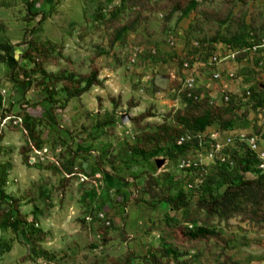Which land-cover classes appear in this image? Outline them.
I'll return each instance as SVG.
<instances>
[{"label":"rangeland","instance_id":"rangeland-1","mask_svg":"<svg viewBox=\"0 0 264 264\" xmlns=\"http://www.w3.org/2000/svg\"><path fill=\"white\" fill-rule=\"evenodd\" d=\"M197 3L186 17L176 12L167 20L164 0H0V56L12 47L11 54L20 57L25 47L19 45L34 31L55 46L45 63L48 74L88 76L96 68L104 82L68 102L59 83L53 106L40 85L41 73H29L32 87L25 91L27 85L12 83L8 63L0 59V173H7L5 190L20 200L27 224L37 218L44 232L41 248L54 256L38 255L27 238L28 225L15 224L0 230V264H113L128 258L132 264H264L263 159L256 156L259 162L248 173L226 168L234 186L222 207L211 209L227 186L219 175L225 166L208 156L214 135L240 158L253 152L248 141L257 136L256 151L264 157V111L258 106L264 97V0ZM101 5L105 19L95 16ZM115 7L120 10L112 24L108 11ZM206 14L217 19L207 20ZM123 26L130 28L110 48ZM100 50L107 54L97 56ZM214 51L228 59L218 65L222 78L213 80ZM187 60L202 62L196 72L202 91L225 110V122H232L227 129L215 122L197 132L203 136L201 151L180 150L179 139L175 144L168 138L191 134L179 121L186 115L179 90ZM223 96L234 97V103ZM19 107L34 115L41 149L30 143L24 127L3 118V110ZM143 114L150 117L138 121ZM138 145L146 155L132 151ZM248 181L255 184H243ZM168 201L179 209L167 207ZM100 215L111 222L106 234ZM203 225L223 240L183 241L171 232V226ZM168 248L177 250L179 260L166 255Z\"/></svg>","mask_w":264,"mask_h":264},{"label":"trees","instance_id":"trees-1","mask_svg":"<svg viewBox=\"0 0 264 264\" xmlns=\"http://www.w3.org/2000/svg\"><path fill=\"white\" fill-rule=\"evenodd\" d=\"M164 1H166V4L168 5L167 7L170 9L168 14L166 15L167 20H169L170 17L176 12H180L181 17H186L192 10H194L198 6L197 0H164ZM203 1L212 2L213 0H203ZM105 9L106 8H104V6L101 5L100 10L97 13L95 12V16L99 17L100 19H105L104 17L105 15L103 14V11ZM119 10L120 8L115 7L108 11L110 15L108 21L112 22V24L113 21H116V19H118L117 11ZM205 18L207 20L214 18L217 19L215 16L212 17L208 14H206ZM220 21L224 23L225 19L221 18ZM129 28H130L129 26H123L115 30V33L112 35L110 39V43H109L110 48H112L115 45V43H117V41L121 39V37L126 33V31ZM19 46L25 47L20 57L19 56L15 57L14 55L11 54L12 47H5V49L3 48L2 51H4V55L0 56V59L8 63L10 69V80L12 81V83L14 84L16 83L19 86L27 85V88L25 89V91H27L28 88L32 87V82L29 79V73L30 72L41 73L43 75V78L41 80L40 85H43L46 88L48 93L47 101L52 103L53 106L56 105L59 101V98L58 99L55 98L59 94V91L56 88V85L59 83L63 85L62 92L66 94V102L70 101L73 98H80L84 94L88 93L95 86L102 88L104 85V82L99 78V71L96 68L92 69L91 73L88 76H78L75 73L65 74V72L58 74H52V73L48 74L45 70V63L47 61L50 51H53L55 49V46L51 42H45L42 39L35 37L34 31H31L28 38L24 40L23 43H21ZM248 47L251 48V45ZM105 54H107L105 50H100L99 52H97L96 55L102 56ZM19 58L24 59L26 62L28 61L30 64H33V68L30 69L29 68L30 64L28 65L27 63H23L22 65L21 62L19 61ZM160 61H162L163 63L167 62L164 59L162 60L160 59ZM10 64H12V66ZM20 74L23 75L24 78L22 81L19 82L16 79L15 75H20ZM182 101L186 105V113H185L186 115H184L183 117H179V121L182 122L184 128L187 131L191 129V131L189 130L188 132H191V134L193 135H195L199 131H203L206 126L212 125L215 122H218L221 125L222 129H227L232 125L231 121L225 122V120L223 119L225 110H221V108H218V106L215 107L213 105L212 106L210 105L209 103L210 98L208 96L200 103L195 102L193 99H188L185 96L182 98ZM229 103L231 104L234 103V97H231ZM1 105L2 102L0 98V106ZM258 106L263 111L264 97L258 98ZM3 111H4V114H2L3 118L7 116L21 117L23 119L22 127H24L26 132L28 133L30 143H32V145L37 149L42 148L43 143L40 140V136L36 131V126L34 125V122H32L34 115L29 111L28 108L19 107L16 112L9 108ZM147 117L150 116L143 114L139 118H137V120L140 121ZM183 133L179 132L176 139H174L173 136H169L168 138L170 141L175 140L174 143L176 144V140L178 139L180 140ZM2 139H3V133L1 132L0 141H2ZM183 148L186 150H191L192 148H195V150L201 149L199 148L198 141L195 142L192 141L191 144L187 143L184 145H180L179 149L181 150ZM230 149H231L230 146L227 145V147L223 150V153L225 154V158H226L224 162H222L221 160H217L220 164H222V166H225V168H223L220 171L219 175L220 177H222L224 184H226L227 190L221 198H217L214 200L213 204L211 203L209 204L211 209H212V205H215L217 207L219 206L222 207V202L224 201L225 195L228 194V192L234 186V174L230 173L227 170L229 167L234 166V169L236 168L234 172L236 171V173L237 172L248 173L252 170V166L259 162L258 159L256 158L257 156L256 153L251 152L250 150H247L246 155L243 158H240L238 156L237 150L232 151ZM132 151L134 153H141L144 155L147 154V150L141 145L134 147ZM159 152H161V150L157 149L152 151L151 154L155 156ZM68 171L70 174H73V172H71L72 170L70 167ZM7 176L8 175L5 171H2L0 173V230L7 231L11 229L15 224H18L19 226L28 225L26 227V229L28 230L27 238L28 240L31 241L33 250L36 252L39 249V251H37V254L42 256L43 258H47L49 260L54 259V256L51 255L47 250L41 248L39 244L44 240V232L41 230V228H37L36 226L37 218L34 217L33 222L27 224L28 223L27 217L21 212L20 200L16 197L11 196L6 192L5 186L7 185ZM68 182H69V178H64L63 186L66 187ZM212 182H214V179ZM204 183L206 182L204 181ZM207 183H209V179L207 180ZM243 184L250 186L252 184H255V181H248V182H244ZM166 205L172 210L179 209L178 204L174 201H168ZM197 205H198L197 207H201L200 202H198ZM219 217H221V219L223 218L221 214ZM253 217L257 221L260 220L259 213L257 211L254 212ZM103 219L104 221H106V223H104V226L102 227V231L104 234H106L107 230L110 227V225H108L107 222L110 221L106 220L105 216ZM171 232L176 239L178 240L182 239L183 241H190V242H199L205 240L207 241L211 239H215L219 241L222 239L220 233L216 229L208 227L207 225L198 226L192 229L184 228L182 226H171ZM165 253L166 255L174 254L176 256L175 259L179 260V255L177 253V250L168 248ZM183 263L184 262H181V264ZM113 264H132V263H131V259L128 258V259L115 260Z\"/></svg>","mask_w":264,"mask_h":264},{"label":"built area","instance_id":"built-area-1","mask_svg":"<svg viewBox=\"0 0 264 264\" xmlns=\"http://www.w3.org/2000/svg\"><path fill=\"white\" fill-rule=\"evenodd\" d=\"M226 59H228V56H226L225 58H222L221 55L217 52L214 51L212 53V56L210 58V65L212 66V75H213V80L214 79H219L222 78V73L221 71H219L218 69V65L222 62H224ZM201 61L200 60H195L194 62H189L186 61L184 62L183 66H182V71L185 74V78L184 80H182V88L179 90V96H185L188 99H193L195 102H202L208 95L206 93V90L202 91L200 82L197 79V66L201 65ZM248 94L251 95V92L248 91ZM210 93H209V97H210ZM223 99H225L226 103L230 102V97L229 96H223ZM210 105H217L215 104V102L210 98L209 101ZM216 107V106H215ZM264 111V108H263ZM264 118V117H263ZM6 121H9L11 124L13 123L14 125H18L21 126L23 125V119L21 117H17V116H7L5 118ZM212 136V140H214V142L216 141L217 137L214 138V135ZM202 137L201 135L197 134V135H185L182 136L180 138V140L178 141L179 145H184L187 143H191L192 141H194V139H198V145L199 148H203V142H202ZM213 142V146L209 149L208 151V156H210L211 158H214V160L218 159L221 160L222 162L225 161V154L223 153V150L227 147V145H229L228 143L225 144H220L218 142ZM248 143L250 144V148L252 149V151L254 153H256V155L258 157H260L261 159H263L264 161V157L262 155H260L256 149L258 147V137L255 136L251 139H249ZM201 149H198L196 151H201ZM36 150V149H35ZM37 152V151H35ZM187 165V164H185ZM184 165V167H185ZM192 164L187 165V167H190ZM196 165V164H195ZM260 167L262 169H264V163H262L260 165ZM86 179V178H85ZM100 217L104 218V215H100ZM108 225H110V222H107Z\"/></svg>","mask_w":264,"mask_h":264},{"label":"water","instance_id":"water-1","mask_svg":"<svg viewBox=\"0 0 264 264\" xmlns=\"http://www.w3.org/2000/svg\"><path fill=\"white\" fill-rule=\"evenodd\" d=\"M127 120H129V117L124 118V121H127ZM158 165H161V162H158Z\"/></svg>","mask_w":264,"mask_h":264}]
</instances>
